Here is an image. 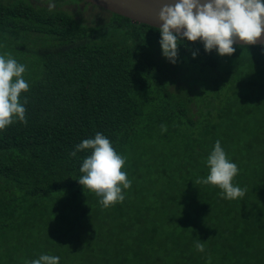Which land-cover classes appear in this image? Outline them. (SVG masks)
I'll list each match as a JSON object with an SVG mask.
<instances>
[{
	"label": "trees",
	"instance_id": "16d2710c",
	"mask_svg": "<svg viewBox=\"0 0 264 264\" xmlns=\"http://www.w3.org/2000/svg\"><path fill=\"white\" fill-rule=\"evenodd\" d=\"M107 12L105 23L91 25L69 10L0 1V45L27 66L30 84L21 93L27 123L0 130V247L37 258L50 251L60 258L70 248L90 252L80 264H209V257L211 264H264L258 251L264 148L256 149V139L231 141L235 130L221 128L230 117L255 121L256 133L264 134V44H233L232 55L220 56L185 39L172 64L162 55L158 27ZM97 132L127 158L121 170L140 197L137 205L149 200L133 213L125 206L129 193L109 206L135 227L131 241L115 242L116 249L104 225L108 208L78 182L90 151L70 155ZM174 136L178 149L166 153L169 166L155 173L157 149ZM217 140L238 166L232 183L246 189L242 198H221L218 186L195 183L209 174L206 159ZM160 175L163 187L156 184Z\"/></svg>",
	"mask_w": 264,
	"mask_h": 264
},
{
	"label": "clouds",
	"instance_id": "9594fccd",
	"mask_svg": "<svg viewBox=\"0 0 264 264\" xmlns=\"http://www.w3.org/2000/svg\"><path fill=\"white\" fill-rule=\"evenodd\" d=\"M54 8L55 4L50 3L49 11ZM158 18L162 22L158 27L162 55L170 63L177 62L178 45L185 39L200 41L205 52L215 50L220 56H230L235 52V38L252 45L261 37L264 32V0H176L173 4H164ZM195 56L196 52H193ZM26 71L27 66L18 63L10 53L0 55V130H6L17 120L27 123L25 105L28 101L26 98L21 101V93L30 88L23 77ZM160 127L167 131L166 125ZM80 151H90V155L83 159L79 169L82 173L79 184L100 196L99 202L104 207L123 202L122 189L131 187L127 173L121 170L127 158L118 154L111 141L100 132L77 144L70 155L75 157ZM206 165L209 174L206 178H198L195 183L218 186L222 190L219 193L221 198L236 199L245 195L246 189L232 183L238 166L228 159L219 140L208 155ZM195 247L200 252L205 250L201 240L196 241ZM59 259L43 254L25 264H59ZM208 260L211 264V257Z\"/></svg>",
	"mask_w": 264,
	"mask_h": 264
},
{
	"label": "rangeland",
	"instance_id": "374dc122",
	"mask_svg": "<svg viewBox=\"0 0 264 264\" xmlns=\"http://www.w3.org/2000/svg\"><path fill=\"white\" fill-rule=\"evenodd\" d=\"M0 1L5 2L7 0H0ZM29 1H31L34 4H40L42 6H46L48 9H49V4L53 3V4H55V8L53 10H60V9L69 10L75 14L76 18H78L80 23H84V24L96 25V24H100V23H105L108 19V15H109V12H107V10H104V9L99 8L97 6H93L87 2H83L80 0H74V1L67 0V3H65V4H60L56 0H29ZM115 38L117 40L120 39L118 37V35H116ZM7 48H9V45H6V44L0 45V55L5 54L7 51ZM12 56H14V55H12ZM199 77L202 78L203 75H201ZM208 89L209 88L207 86L204 87L203 92L206 93ZM258 89H260V88H258ZM260 90L263 91V89H260ZM210 100L213 103L217 104L216 100H212V99H210ZM203 109L206 110L207 108H203ZM200 115L201 114H199L195 117H198ZM244 116L252 119L251 114H248L247 112L241 113V117L244 118ZM225 123H226V125L221 126L222 129L227 130V131L228 130L229 131L235 130L233 133V135L235 137L231 141H236L237 139H242V138H245L248 141L256 139V149H259L260 148L259 146H262V150H263L264 139H261V138L264 136V134L259 133V132L256 133L255 121L245 123L242 120H238V123H236L235 119L228 117L225 119ZM231 141H230V145L233 146L234 143ZM144 143L146 144V140H141L140 146H142ZM160 144H161V142H160ZM160 144L158 145V147L160 146ZM179 145H180V139L176 138V136H174V138L170 142H166L165 144L161 145L162 149H157V154H156L157 159L153 165V169H155V173H157V171H159L161 165L162 166H164V165L169 166V164H170L169 163V157H168V155H166V153H171V152L175 153V150L178 149ZM213 148L214 147H210V149H213ZM229 148H232V147H229ZM164 149H166V150H164ZM140 151H142V150H140ZM230 155L231 154H228L229 157H230ZM147 158H149V156ZM203 158H204L203 156L199 157V159H203ZM159 161H161V162H159ZM143 169L147 171L148 168L146 166H143ZM162 181H163V177L160 175L158 177L157 183H156L158 187H163L164 184L162 183ZM126 193L130 194V199L127 201L125 206L128 209H130V211L132 213L134 212V208L143 209L144 206L148 205V201H149L148 199L144 202V205H137L135 200L139 199L140 197H137L136 191L134 192V187H130L129 189H123L122 194L125 197H126V195H125ZM107 208H108L109 212H107L104 215V221L106 222L104 225L106 227V232H108V234L110 235V237L112 239V245L114 246V243L119 241V240L131 241V236L133 235V233L135 231V227H133L131 225H126V220H128L129 218H126L120 212V210L115 211V210H113L112 207H107ZM124 210L127 211V209H124ZM113 212H115V213H113ZM129 215H131L130 212H129ZM93 222H95V221H93ZM111 226L113 228H111ZM228 230L230 231V229H228ZM253 232H258V231L255 228H253L251 233H253ZM230 233H232V232H230ZM84 237H85V240L88 241L89 237H90V233L85 232ZM258 244L261 247L258 251L261 254H264V241H260V242H258ZM93 246L96 248L98 245L93 244ZM118 247H120V246H118ZM114 248H115V246H114ZM61 252H62L61 249L59 252L56 251V253L59 255H62ZM89 253L90 252L83 253L81 249H80V252H78V251H75L74 249L70 248L66 254L61 256L62 259L59 260V264H80L86 258L87 254H89ZM117 253L122 254V253H124V250L123 249L119 250ZM49 254L52 256H57L52 251H50ZM10 256H13L14 260H16V258H17L16 263H18V264H25L26 261L38 259L37 258L38 255L24 256L21 253H19L18 251L10 253V251H7L5 247H0V262L7 260L8 257H10ZM91 257L94 258L93 256H91Z\"/></svg>",
	"mask_w": 264,
	"mask_h": 264
},
{
	"label": "water",
	"instance_id": "95a60500",
	"mask_svg": "<svg viewBox=\"0 0 264 264\" xmlns=\"http://www.w3.org/2000/svg\"><path fill=\"white\" fill-rule=\"evenodd\" d=\"M101 8L128 17L132 21L146 23L154 27L161 26L158 14L164 4H173L176 0H86ZM195 13V9L193 10ZM234 44H246L235 38ZM255 44H264V32Z\"/></svg>",
	"mask_w": 264,
	"mask_h": 264
},
{
	"label": "bare ground",
	"instance_id": "6f19581e",
	"mask_svg": "<svg viewBox=\"0 0 264 264\" xmlns=\"http://www.w3.org/2000/svg\"><path fill=\"white\" fill-rule=\"evenodd\" d=\"M25 3V2H24ZM21 6V5H20ZM48 15V14H47ZM118 15V14H117ZM28 18V17H27ZM26 22V21H25ZM137 23V22H136ZM144 24V23H143ZM90 27V26H89ZM100 28V27H99ZM39 37V36H38ZM193 71V70H192ZM215 71V70H214ZM224 91V90H223ZM216 94V93H215ZM191 96V95H190ZM204 103V102H203ZM204 106V105H203ZM213 108V107H212Z\"/></svg>",
	"mask_w": 264,
	"mask_h": 264
}]
</instances>
